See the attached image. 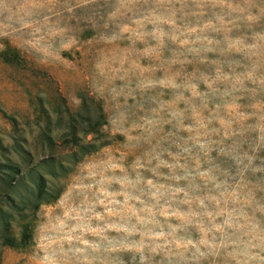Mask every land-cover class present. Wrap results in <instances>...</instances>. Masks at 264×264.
Returning <instances> with one entry per match:
<instances>
[{"label": "clouds", "instance_id": "clouds-1", "mask_svg": "<svg viewBox=\"0 0 264 264\" xmlns=\"http://www.w3.org/2000/svg\"><path fill=\"white\" fill-rule=\"evenodd\" d=\"M258 4L0 0V38L60 52L81 28L103 49L88 85L107 126L79 166L75 210L44 219L39 264H264V112L238 103L264 95ZM109 136L119 155L101 150Z\"/></svg>", "mask_w": 264, "mask_h": 264}, {"label": "rangeland", "instance_id": "rangeland-1", "mask_svg": "<svg viewBox=\"0 0 264 264\" xmlns=\"http://www.w3.org/2000/svg\"><path fill=\"white\" fill-rule=\"evenodd\" d=\"M259 5L253 14L259 15ZM187 10V9H186ZM79 44L69 50L53 52L43 42L29 47L24 43V36L7 34L0 38V162L12 165L19 171L17 189L26 192L31 187L32 177L40 172L44 176L46 189L45 200L39 205L35 217L29 226V237L23 245L3 247L0 264H39L38 254L45 246V232L48 225L44 219L52 216L57 210L73 211L77 201L73 198V188L77 179L80 164L98 153L84 154L79 161H71L73 147L60 144L67 131L68 115L66 107L74 112L81 103L76 98L92 95L88 85L90 61L98 51V33L83 31ZM252 31L264 32V16L252 25ZM252 31L241 29L234 31L233 37H250ZM127 43H118L108 47L126 48ZM137 49L142 45L137 44ZM142 67L148 66L147 60H141ZM58 93L64 97L60 100ZM93 96V95H92ZM248 110L264 112V95H256L238 101ZM48 127L53 139V151L42 144L39 132ZM84 124H82L83 129ZM103 125L102 131L106 128ZM80 143L92 140V135L79 132ZM112 142L104 150H114L118 155L122 152L120 141L123 137H111ZM264 156V152L261 153ZM135 153L126 154V162L131 164ZM62 163L63 167H59ZM52 172V174H50ZM58 192V194H57ZM54 197L51 199L50 197ZM13 234L18 239L21 227L13 223ZM129 253L123 254L125 261Z\"/></svg>", "mask_w": 264, "mask_h": 264}, {"label": "trees", "instance_id": "trees-1", "mask_svg": "<svg viewBox=\"0 0 264 264\" xmlns=\"http://www.w3.org/2000/svg\"><path fill=\"white\" fill-rule=\"evenodd\" d=\"M60 100L65 101L61 93H58ZM82 102L79 108L72 112L67 107L65 113L68 115L67 131L64 133L60 144L74 149L71 151V161L77 162L87 153L95 151L94 141L81 144L79 132L92 135V140L99 138L105 124V115L101 114L97 119V107L95 98L92 95H82ZM82 124H84L83 129ZM42 144L53 151V139L49 133V128L42 127L39 132ZM59 167H63L60 163ZM52 174V172H50ZM19 171L7 163L0 162V261L3 247H15L25 243L29 237V226L35 217L36 211L43 200H45L46 189L44 187V176L37 172L30 180L33 185L26 188V192L17 189ZM58 194V192H57ZM54 199L55 196L50 197ZM20 225L22 232L17 239L13 234V223Z\"/></svg>", "mask_w": 264, "mask_h": 264}]
</instances>
